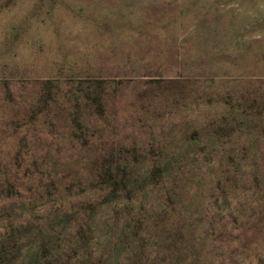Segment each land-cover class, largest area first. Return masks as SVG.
Masks as SVG:
<instances>
[{
	"label": "rangeland",
	"instance_id": "374dc122",
	"mask_svg": "<svg viewBox=\"0 0 264 264\" xmlns=\"http://www.w3.org/2000/svg\"><path fill=\"white\" fill-rule=\"evenodd\" d=\"M0 264H264V0H0Z\"/></svg>",
	"mask_w": 264,
	"mask_h": 264
}]
</instances>
